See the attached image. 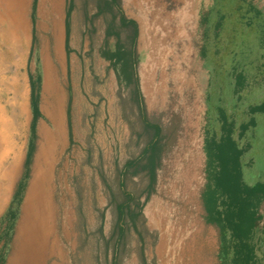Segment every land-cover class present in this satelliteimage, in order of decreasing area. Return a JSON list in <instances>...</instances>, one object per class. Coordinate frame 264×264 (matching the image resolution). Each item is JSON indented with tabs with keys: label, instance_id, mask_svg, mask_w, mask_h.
<instances>
[{
	"label": "rangeland",
	"instance_id": "rangeland-1",
	"mask_svg": "<svg viewBox=\"0 0 264 264\" xmlns=\"http://www.w3.org/2000/svg\"><path fill=\"white\" fill-rule=\"evenodd\" d=\"M34 1L12 0L9 9L0 1V223L25 178L33 119L30 75L35 79L41 72L44 75L49 64L55 72L59 70L60 87L50 73L53 107L49 106L52 99L38 92L43 116L37 124L26 189L16 206V228L6 261L108 264L99 228L104 210L107 236L115 217L104 179L114 185L117 168L144 146V142L137 144L138 137L124 118L123 101L130 91L120 86L116 71L101 56L105 25L98 19L96 30L90 32L93 26L86 20L84 0H74L68 68L59 65L53 48L43 53L44 45L48 49L50 44L54 0H39L35 11ZM249 1L123 0L126 14L140 25L138 73L148 113L174 137L159 171L157 192L144 208L150 234L143 244L137 233L132 234L124 264H143L142 245L147 264L219 261L218 234L204 222L200 201L205 162L202 126L206 114L216 122L217 106H224L241 124L250 119L247 109L264 101V18H255ZM256 2L264 13V0ZM88 6L92 17L94 5ZM67 9L66 5L62 10L66 13ZM206 11L209 24L204 36L201 20ZM221 15L226 19L218 35L216 24ZM16 27L26 32L24 39H19ZM236 68L251 83L240 100L234 94ZM70 99L72 132L66 111L64 131L60 123L63 103L66 109ZM50 112L58 116L55 123ZM244 142L251 143L244 158L245 179L250 184L264 182V114L258 115L257 127L247 133ZM255 243L263 259L264 228ZM111 258L110 252L109 262Z\"/></svg>",
	"mask_w": 264,
	"mask_h": 264
},
{
	"label": "trees",
	"instance_id": "trees-1",
	"mask_svg": "<svg viewBox=\"0 0 264 264\" xmlns=\"http://www.w3.org/2000/svg\"><path fill=\"white\" fill-rule=\"evenodd\" d=\"M37 0L34 1V11ZM86 20L90 19L96 30L95 22L103 19L105 38L100 48L101 56L110 62L117 73L120 86L129 89L124 118L137 135V144L144 142L139 154H134L121 168H117L115 184L106 179V189L110 193L109 207L114 214V223L110 234L104 232L106 210L102 212V223L99 228L101 240L104 241L108 264H124L126 253L133 233H137L143 244L146 234H150L146 226L144 208L150 198L156 193L159 171L163 166L166 151H169L171 137L166 127L158 120L150 118L145 103L138 67L140 53L138 51L140 25L129 17L123 7V0H84ZM92 3L95 13L88 15V4ZM250 12H255V18H264L263 10L255 0H250ZM75 8L74 0H68L67 27L71 33V14ZM92 9V8H91ZM207 12V13H206ZM201 20L205 28L209 24V11ZM226 15H221L216 24V32L223 30ZM36 38H34V46ZM69 43V39H68ZM114 45V48L112 47ZM70 48V47H69ZM34 49V48H33ZM33 52V50H32ZM206 56V52H204ZM234 94L240 100L242 91L251 83L244 71L233 70ZM32 95L31 104L33 119L31 124L32 139L25 163V178L19 183L14 200L0 223V264H7L6 253L10 247L16 228L18 216L17 204L22 199L26 189V179L29 177L30 166L35 153L37 137L36 130L42 116L40 110L39 88L41 77L36 80L30 75ZM129 109V112L127 111ZM209 112V111H208ZM250 119L241 124L230 115L222 105L217 106L216 122L205 117L202 126L203 149L205 162L203 168L204 183L200 190V201L204 222L213 227L218 234L219 250L217 264H261L264 262L258 255L255 238L259 230L264 228V182L250 184L245 179L244 158L251 149V143L242 140L247 133L257 127L258 115L264 114V101L251 105L247 109ZM216 123V125H214ZM141 181H137L139 179ZM145 182L144 185H142ZM133 185V186H131ZM142 227V229H140ZM101 243V241H100ZM143 264H147L143 245L141 247ZM112 258L109 262L108 256Z\"/></svg>",
	"mask_w": 264,
	"mask_h": 264
},
{
	"label": "crops",
	"instance_id": "crops-1",
	"mask_svg": "<svg viewBox=\"0 0 264 264\" xmlns=\"http://www.w3.org/2000/svg\"><path fill=\"white\" fill-rule=\"evenodd\" d=\"M37 2H39V0H37ZM53 3H54V5H53V12L54 13H53V18L51 20L50 31H48V34H50V36H51L50 44L48 46V49H46L47 46L44 45V52L43 53L46 54L47 51H49V49L53 48L54 52L52 51L53 52L52 54H54L56 56L59 65L61 67L63 66V67L68 68L69 64H70L69 61H71V57L68 56L71 52L69 51V49L67 50L68 44H69L68 39H70V36L68 35V27H67V19H68L67 10H66V13H64L62 10L63 6H66V5L68 6V0H54ZM43 9L44 8H42V11H43ZM36 10H37V3H36ZM42 39H44V37H42ZM33 43H34V40H33ZM33 48H35L34 44L32 45L31 54H32ZM72 64L74 65L73 61H72ZM46 65H47V67L44 69V71H45L44 75L41 72L40 74H38V77H36V80L39 78V76L41 77V84H40L39 91H40V93H41V91H43L47 97L49 96V98L52 99L50 102L51 104L49 106L53 107V105H54L53 97L55 95V92L54 91L51 92L48 82H49L50 73H51L53 81L56 83V85L58 87H60V74H59V70H57V72H55L54 68L51 65L50 66H49V64H46ZM74 71H75V68H74ZM53 81H51V82H53ZM30 85H31V79H30ZM31 94H32V86H31ZM64 104L65 103H63L62 110H61L62 112H61V116H60V120H61L60 123L62 125L61 129H62V131H64L63 113H64V111H66V114L68 115L69 132H72V123H71V119H70V111L72 110V107H73V101H72V99H70L69 103L66 106V109H65ZM40 110H41L42 116H43V111L41 109V105H40ZM50 119H52L55 123V121L58 119V116L56 114H54L53 112L52 113L50 112ZM59 127L60 126H58V128Z\"/></svg>",
	"mask_w": 264,
	"mask_h": 264
},
{
	"label": "bare ground",
	"instance_id": "bare-ground-1",
	"mask_svg": "<svg viewBox=\"0 0 264 264\" xmlns=\"http://www.w3.org/2000/svg\"><path fill=\"white\" fill-rule=\"evenodd\" d=\"M1 2H3V4H4V7H6V9H9V8H11L12 6H13V3H12V0H0ZM202 5V4H201ZM158 6V5H157ZM165 9V8H164ZM164 11V10H163ZM162 13H164V12H162ZM161 14V13H160ZM159 14V15H160ZM157 15H158V13H157ZM164 17V16H163ZM160 19V18H159ZM163 19V18H162ZM152 23V22H151ZM6 28V27H5ZM199 28V27H198ZM22 29V27L21 28H19V30H18V27H16L15 29H14V31H16L17 33H18V36H19V39H24L25 38V34H26V32H24V31H22L21 30ZM11 33V32H10ZM12 34H14L13 32H12ZM10 35V34H9ZM152 38V37H151ZM151 41V40H150ZM24 43V42H23ZM25 44V43H24ZM181 44V43H180ZM27 45V44H26ZM22 46H23V44H22ZM12 47H15V46H12ZM21 48V47H20ZM25 48V47H24ZM7 49V48H6ZM13 50H14V48H12ZM8 50V49H7ZM6 50V51H7ZM26 50V49H25ZM15 51V50H14ZM8 52V51H7ZM4 54H5V52H4ZM3 55V54H2ZM4 60H5V58H4ZM9 60V59H8ZM5 61H7V60H5ZM18 74V73H17ZM21 76V75H20ZM19 77V76H18ZM170 79V78H169ZM3 81H4V79H3ZM20 81V80H19ZM25 83V82H24ZM178 84V83H177ZM24 85V84H23ZM171 86V85H170ZM24 94H22V96H23ZM9 97V96H8ZM6 101V100H5ZM2 104V103H1ZM6 110V109H5ZM25 110V103H22L21 104V106H20V111L23 113V111ZM174 117V116H173ZM186 123H187V121H186ZM191 123V122H190ZM8 125V124H7ZM10 125V124H9ZM191 125V124H190ZM1 127H2V125H1ZM9 127V126H8ZM173 128V127H172ZM177 129V128H176ZM179 129V128H178ZM172 131V130H171ZM176 132V131H175ZM20 135V134H19ZM19 138V137H18ZM171 142V141H170ZM174 143V142H173ZM169 144V143H168ZM173 155V154H172ZM165 161H166V159H165ZM172 167H174V166H172ZM175 171V170H174ZM173 173H175V172H173ZM167 175V174H166ZM174 175V174H173ZM175 175H176V173H175ZM187 175V174H186ZM164 177H165V175H164ZM167 178H169V177H167ZM186 178V177H185ZM164 180H166V178L164 179ZM1 181V180H0ZM169 182V181H168ZM157 192V191H156ZM186 197V196H185ZM164 198V197H163ZM169 198V197H168ZM166 199V198H165ZM168 201V200H167ZM170 201V200H169ZM178 202H179V199L177 200ZM171 202H173L172 200H171ZM179 205V204H178ZM179 207V206H178ZM169 222V221H168ZM168 224V223H167ZM166 227H169V226H166ZM166 229V228H165ZM169 247V246H168ZM170 255V254H169ZM213 263V262H212ZM174 264V263H173Z\"/></svg>",
	"mask_w": 264,
	"mask_h": 264
}]
</instances>
